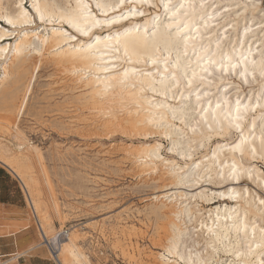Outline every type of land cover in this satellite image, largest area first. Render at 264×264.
<instances>
[{
  "label": "bare ground",
  "instance_id": "bare-ground-1",
  "mask_svg": "<svg viewBox=\"0 0 264 264\" xmlns=\"http://www.w3.org/2000/svg\"><path fill=\"white\" fill-rule=\"evenodd\" d=\"M28 1L34 14V5L36 3L47 5L46 19L51 26L46 27V24L41 31L32 28L24 29L21 33L18 31L17 37L13 42L9 43L1 41L11 34L4 27L0 26V41L3 43H0V86L5 79L18 78L21 75V71L24 69V57L27 53L32 52L42 55L43 51L49 50V61L67 67V70L74 75V77H71V86L80 90L83 108L88 109L90 112H100L102 113L101 115L103 113L109 114L108 117L101 119L98 123L94 122L86 126L88 131L93 128L94 130H99V128L105 130L115 125V127L127 132L129 131L130 133L137 132L142 135L149 134V136L151 133H159L160 135L169 137L171 142L170 149L172 151L177 149L174 143L177 138L172 137L170 139V136L177 129L183 132L181 127L175 125V121L183 119L180 109L189 103V99L192 105L200 107V103L196 100L195 95L189 98L188 94L184 93V98L175 102L174 99L177 96L173 98L169 94L168 98H172L173 102L165 101V85L160 83L161 78L158 75L153 73V75L141 76L132 71L133 67L136 68L133 65L137 62L136 56H133L129 61L133 64H123L129 70V76L131 77L126 80L122 72L119 76L108 75L102 69L92 66L91 62L77 59L78 53L72 50L71 45L74 44L78 49L81 44H84L88 40L80 38H77L76 41L67 40L65 38L67 30L62 28V24L75 13H82V10L77 8V5L88 4V0H64L63 2H57L56 0ZM131 1H135L137 4L141 3V0H130V5L135 7H138V5ZM23 2L24 0H13L15 8L11 10L4 4L3 0H0V19H3L6 23L11 20L12 24L8 23L11 26L28 24L25 21L32 20V14L23 5ZM96 2L97 0H93L94 5ZM100 3L111 6L99 10L101 13H107L110 10H114L112 12L119 10L120 12L121 9H124V13L128 14L129 10L127 6L125 4L120 5V0H100ZM168 3L169 0L163 3V5ZM174 4L176 8L167 13L170 18L174 19L168 20L167 23H171L172 27L182 25V32H189V29L191 31L186 38L187 45L185 46L184 41H180L178 49H173L169 56L170 60L174 61L176 65L172 69H169L171 73L179 74L184 71L185 66H188L189 77L191 78L196 61L211 49L212 59L219 60L223 57L226 64L228 61H231V64L236 65L235 69L229 66V70L237 73L233 76L237 80L239 79L240 83L244 80L243 73L245 68L247 67L250 70L254 64L259 66L261 60L264 59V6L262 0H174ZM118 5L119 7H117ZM137 17L129 16V19L126 21L128 25L126 26L123 20L116 25H105L103 28L111 32L109 31L104 36H93V40L100 39L98 58L99 55L103 54L109 35L115 36L117 31L122 33L132 30V38L135 39V29L137 26L139 27L140 35L143 36L145 30L150 32L157 22L153 17L151 21L144 19L142 23H136L134 21H136L135 18ZM37 19L40 20L39 18ZM102 19L93 13V11L92 17L81 14L78 22L79 27L87 28L89 35H92L96 33L92 32L97 27L95 26V20ZM54 24L57 26H54ZM180 31L178 30V32L173 33V37L180 34ZM46 38L47 44L45 43ZM155 39L162 41L164 38L158 33ZM22 43L35 45L36 47L31 50L24 48L22 51H18ZM110 43L114 46L117 42L112 40ZM185 53L188 54L190 59H185ZM121 54L124 57L123 47H121L119 57L115 60L116 63L120 60L122 61V59L125 60ZM150 54L154 56L160 55V53L154 51H150ZM164 55L168 54L164 53ZM142 61H144L143 58L139 62ZM207 66V63H205L199 67H195L196 77L201 75L200 68ZM38 67L39 65H36L34 70ZM160 67L163 70L164 64L161 63ZM217 68H219V65H217ZM247 79L251 86L247 89L248 94L244 95L245 97L241 96L240 93L225 97L223 90H221L219 99L231 104V116L235 121L237 116L236 102L237 98H239V114L241 116L240 123L243 128V134L244 136H248L249 132L255 128V141L257 148H259L260 131L264 128V76L258 70L254 74L249 71ZM153 81H155V84H153ZM29 85L30 81L24 89L20 106L17 108L18 113L25 107L27 94L31 89ZM145 88L149 89L151 93H155V95L163 96V99L161 97L153 100V95L143 93L145 92ZM216 99L212 101L213 113H220V118L222 119L228 111V105L225 104L224 111L221 113L220 109L216 108ZM202 100L205 101L204 106L207 107L208 98ZM161 102L165 104V107H160ZM173 108L176 109L175 113L171 111ZM118 111L123 112H121V115H117ZM174 115L178 118L174 119ZM156 125L163 126L156 127ZM216 127L219 128V123L216 124ZM126 131L123 132L126 133ZM225 131H227L226 128ZM189 132L192 135L191 128ZM109 133H112V131ZM140 134L138 135L141 136ZM232 134L235 136L239 133L233 129ZM146 137L144 136V138ZM212 137H219V135L217 132H213L201 138L197 134L192 140L186 139L183 150L179 149V151H175L179 152L180 155L187 153V156L191 159L192 151L189 152V141L198 139L210 142ZM249 138L251 139V137ZM155 142L146 145L144 143V146L140 145L138 149H136L137 146L133 147L132 145L136 149L135 151H132L134 150L133 148H129L132 149L131 151L126 150V147L123 148L128 155H133L132 153H134V157L138 160L136 161L138 162L139 170L152 171L154 179L158 180L163 188L153 195L155 204L149 208V212L163 220L162 225L164 230L162 231H164V238H160V240L164 242L162 244V252H151L149 250L151 252L147 259L149 264H174L176 259L181 258L177 255L178 240L184 232L183 226L181 227L183 222L181 215L188 216L193 211L191 210V206L185 202L187 198L195 202L194 207L198 206V202L210 205L216 201H220L216 206L203 209V215L202 213L198 215L202 216L200 222L192 228V231L204 243L201 251H198V248H194L192 252V258L196 259L198 264L202 259L215 261L216 264H231L233 260L237 259V255L232 251L233 248L239 249L242 253L240 257L241 264H262L264 262V258H262L264 256V231L261 230V226L264 225V208L259 206V201L262 198V194H264V172L257 164L260 162L264 163V156L258 151L255 157L245 153L241 159L239 152L233 154L228 145L221 141L214 144L211 155H208L207 159H200L199 162L196 160V162H190V167L185 168L174 164L172 159V161L168 162L164 158H161L162 156L160 157L159 153L161 143ZM31 148L33 149V147ZM221 148H223V151H221ZM35 157L39 161L37 153ZM0 163L11 170L21 183L25 185L32 197L35 196L36 180L31 170V156L23 153L10 155L8 154V150L0 145ZM233 165L237 169L236 174L230 171ZM189 168H191L195 175L191 177L190 182H187L186 180H182L181 176L188 172ZM197 168L199 169L197 170ZM243 178H248L254 186L240 185L238 181ZM200 182H205V185H200L196 192H190L191 187H195L196 185L195 188L197 189V185ZM206 182L214 184V187H207L208 183L206 184ZM185 185L190 187L186 192L181 189V186L184 188L186 187ZM168 186L176 191H165L164 188ZM245 209L247 210V215H245ZM196 210L198 209L196 208ZM193 213L195 212L193 211ZM195 215L191 218L196 219ZM253 225H255L254 228ZM245 231L247 232L246 237L244 235ZM63 245L64 251L70 258V262L81 264L83 253L78 251L77 245L72 240H69V237L61 243L59 251H61ZM220 253L226 255L229 253L231 255V259L228 260L229 262H225L226 259H220ZM182 254L183 258H189V252L187 254L183 252ZM168 255L174 256L176 259H170Z\"/></svg>",
  "mask_w": 264,
  "mask_h": 264
},
{
  "label": "rangeland",
  "instance_id": "rangeland-1",
  "mask_svg": "<svg viewBox=\"0 0 264 264\" xmlns=\"http://www.w3.org/2000/svg\"><path fill=\"white\" fill-rule=\"evenodd\" d=\"M56 1L63 2L64 0ZM166 1L150 0V3L156 4L158 7L149 8L145 5L144 16H138L134 22L142 23L144 19L151 21L153 17L156 20L158 17H164L165 8L162 5ZM3 2L11 10L15 8L13 0H3ZM131 2L137 4L135 1ZM169 2L174 4V0H169ZM262 3L264 6V0ZM23 5L30 11L33 19L35 14L29 1L24 0ZM128 5H130V0H126L127 9ZM137 5L140 6V4ZM91 7L93 13L100 18L124 12V9H121L120 12L119 10L116 12L110 10L107 13H101L95 9L93 0H91ZM167 17H169L168 14ZM124 22L125 26L128 25L126 21ZM44 25L51 26L48 22L42 23L37 18L34 23L19 26H11L0 19V26L11 34L1 41L3 43L13 42L18 31L21 33L24 29L31 28L41 31L45 27ZM62 25V28L67 30L66 34L89 40L88 37L81 35L67 23ZM54 26L57 25L54 24ZM105 29L96 27L92 32H96L95 36H104L110 31ZM1 41L0 43H2ZM121 56L123 57L122 54ZM48 57L49 50L43 51L42 55L27 53L24 57V69L21 71V75L18 78L5 79L0 86V145L6 148L10 155L23 153L31 156V170L36 180L35 196L32 197L29 194L25 185L7 166L2 163L0 165L6 167L9 173L18 180L20 186L25 191L27 190L30 213L35 218V224L37 222L36 225H40L46 237L51 238L60 229H68L67 237L78 246H76L78 251L83 253L81 264H149L147 260L149 254L156 251L162 252L164 242L160 240V238H164L163 220L149 212V208L155 204L153 195L163 188L162 184L154 179L152 171L139 170L135 154L128 155L126 150L131 151L132 149L129 148L134 146H137L136 149H138L140 145L144 146V143L146 145L156 141L155 143H161L159 150L161 158L168 162L173 160L174 164L186 168L190 167L189 164L192 162L207 159L219 137H212L210 142L198 139L189 141L191 146L188 145L189 152L192 151L191 160L187 155L177 154L178 152L175 150L179 151L178 148L170 151L169 137L159 133H151L150 136L137 132L130 133L115 127V125H111L112 128H107L112 133H109L107 129H105L106 132L100 128L88 131L86 126L94 122L98 123L109 114L103 113V116L100 112H90L83 108L80 90L71 86V77L74 75L67 70V67L50 62ZM124 61L122 59L117 64L123 65L126 63ZM127 63L133 64L129 61ZM36 65L39 67L34 70ZM133 65L136 68L150 69L152 73H156V69L150 62L147 65L144 61L135 62ZM29 81L31 89L27 94L25 107L18 113L17 108L20 106L24 89ZM230 81L233 84L239 83V79L237 80L234 76ZM216 83H220V81L217 80ZM240 83L243 84V82ZM249 86H251L250 83L243 84L239 89L241 92H236L233 89L231 95L240 93L245 97L248 94ZM212 87L214 93L215 84ZM146 89L143 93L153 95V100L161 97L163 99V96L155 95ZM182 91L187 93V89H182ZM193 95L195 94L193 93ZM176 96L175 102L184 98L180 92L176 93ZM206 98L208 97L202 96L201 100ZM215 99L216 97L213 96L212 101ZM167 100L173 102L172 98H167ZM121 112L123 111H118L116 114L121 115ZM175 125L183 129L182 119L176 120ZM189 130L190 128L184 133L185 138L187 135V137L191 136ZM144 136L147 137L144 138ZM123 148L126 150L124 151ZM36 153L39 155V161L35 157ZM257 165L264 172V163L260 162ZM238 182L240 185L254 186L248 178H243ZM204 183L200 182L197 189L196 185L192 186L190 192H196L200 185H205ZM207 183V187H214V184ZM183 186L181 189L185 192L190 188L186 185L183 188ZM164 189L170 192L175 190L170 186ZM185 202L195 212L191 211L192 214L188 216L194 217L196 214V219H189L188 216L181 215V219H183L181 227L183 226L184 232L179 237L180 241L178 240V252L187 254L189 247L194 246L191 244L193 240L201 245L198 249L196 248L198 251L203 249V241L192 231V228L198 225L201 220L202 216L198 215L200 213L203 215V209L216 206L220 201L210 205L198 202L199 207H194L195 202L192 199L187 198ZM38 238L39 241L42 240L39 231ZM219 255L220 259H226L225 262H229L228 260L231 259L229 253L227 255L220 253ZM58 256L62 264H74L70 262L69 256L64 251V245ZM168 257L175 258L170 255ZM83 260L84 262H82Z\"/></svg>",
  "mask_w": 264,
  "mask_h": 264
},
{
  "label": "snow or ice",
  "instance_id": "snow-or-ice-1",
  "mask_svg": "<svg viewBox=\"0 0 264 264\" xmlns=\"http://www.w3.org/2000/svg\"><path fill=\"white\" fill-rule=\"evenodd\" d=\"M125 0H120V5H124ZM147 5L149 8H157L158 5L152 4L149 0H141L140 6L135 7L133 5H128V14H125L121 11L118 14H113L111 17L105 15L102 20H95V26L97 27H104L105 25H116L120 21H127L129 16H144L143 8ZM165 8V16L158 17L157 22L149 32L145 30L143 36L140 35L139 27L135 29L136 38H132V30H128L125 32L117 31L115 36L109 35L107 38V42L105 43V47L103 50V54L99 55L100 52L99 44L100 39L93 40V36L95 34L89 35V30L87 28L79 27V16L81 14H86L87 17H92V7H91V0H89L88 4H80L77 5V8L82 10V13H75L74 15L67 18L64 23H67L71 27H74L77 32L81 35L88 36L89 40L84 44H81L80 47L77 49L76 46L73 44L71 45L72 50L76 53L77 59H81L85 62H91L92 66L96 68L102 69L108 75L119 76L120 73H123V76L126 79H130L129 70L124 67V65H118L115 60L119 57L121 47H123V54L126 63L132 59L133 56H136L137 63H139L140 59L143 58L145 65L151 62L153 68L156 69V75H158L160 79V83L164 84V97L165 101L167 100L169 94L173 98H175L176 93L180 92L181 96H184V92L182 89H187L188 97L190 98L193 93H195L196 100L199 101L200 107H196L192 105L191 100L189 99V103L185 105L183 108L180 109V114L182 119L183 125V132L180 129H177L175 132L172 133L170 139L172 137H176L177 139L174 141L175 146L183 150L184 144L187 140H192L196 137L197 134L203 138L204 135H210L213 132H217L219 135V140L217 141L220 143L221 141L226 143L228 147L231 149L233 154L239 152L241 159L245 155V153L251 154L253 157L256 156L257 152L259 151L262 156H264V128L260 131V145L259 148L256 146L255 141V128L251 132H249L248 136H244L243 128L241 127V116L239 114L240 109V100L237 98L236 102V111L237 116L235 121L232 119V106L229 102L223 101L219 99L221 94V90H223V95L228 97L231 95V90L235 89L237 92L243 86V84L250 83L247 79L249 71L253 74L260 72L262 76H264V59L261 60L259 66H254L252 69L245 68L243 73L244 80L243 84L236 83L233 84L230 82L231 77L236 75L237 73L232 72L229 70V66L233 69L236 68V65L231 64V61H228L227 64L225 59L221 57L219 60L212 59L211 49H209L203 57H200L196 61V65L193 66L192 76L189 77V68L185 66L183 72L179 74H173L169 71L170 68L175 67L174 61L170 60L168 57L171 55L173 49H178L180 41H184L185 46L187 45V36L189 32H182V25H176V27H172L171 23H167L168 20H173L174 18L167 17V13L171 12L173 9L176 8L175 4H164L162 5ZM111 7L110 5H104L100 3V0H97L95 4L96 10H102L105 8ZM119 7V5L117 6ZM183 7V5H181ZM35 8V15L33 16L32 20H26V23H34L36 18H39L42 23H47L48 20L46 19V10L47 5H42L41 3H36L34 5ZM9 24H12V21H8ZM161 30H163L161 32ZM180 31V34L173 37V33ZM160 33L163 36L162 41H158L155 39L156 35ZM69 41H76L77 36L72 34H67L65 37ZM115 40L117 43L112 46L111 41ZM47 44V38L45 40ZM36 47L35 45H26L21 44V47L18 51H22L24 48H28L31 50L32 48ZM150 51L158 52L160 55L154 56L150 54ZM167 53L168 55H164ZM185 59H190L187 53H185ZM161 63L164 64L163 70H161ZM207 63V67L200 68L201 75L197 78L195 67H199L203 64ZM219 65V68H217ZM132 71L134 73H138L141 76H149L153 75L150 69H140L133 67ZM219 80L220 83H216ZM123 83V81H122ZM155 84V81H153ZM215 84V92H212V86ZM174 89V90H173ZM154 90V88H153ZM205 96L208 97L207 104L208 106L205 107V101L201 100V97ZM217 97L216 99V108L220 109V112L223 113L225 104L228 105V111L220 118V113H213L212 108V97ZM160 107H165L163 102L160 103ZM173 113L176 112V109H171ZM174 115V119H176ZM195 121V124L193 122ZM219 123V128L216 127V124ZM163 125H156V127H162ZM188 128L192 129V135L190 137L185 138L184 133L187 132ZM225 128L227 131H225ZM233 129H235L239 134L233 136ZM251 137V139L249 138ZM199 143V141H197ZM203 147V145H201ZM171 150V149H170ZM223 151V148H221ZM179 154V152L177 153ZM187 155V153H185ZM223 163V161H221ZM230 171L233 174L237 173L236 167L233 165L230 168ZM195 173L192 172L191 168L189 171L184 173L181 176L182 180H186L187 182L191 181V177L194 176ZM259 206L264 208V194H262V198L259 201ZM245 215H247V210L245 209ZM191 219V217H189ZM255 225H253V228ZM261 230L264 231V225L261 226ZM245 237L247 236V232L244 233ZM195 248L201 247L195 240L191 242ZM194 251L193 247H189V258H183L182 253H177V255L181 258L175 260L174 264H198V261L192 258V252ZM233 253L237 255V259L233 260L231 264H241V255L239 249L233 248ZM199 264H216L215 261H208L206 259H202L199 261ZM264 264V262H262Z\"/></svg>",
  "mask_w": 264,
  "mask_h": 264
},
{
  "label": "crops",
  "instance_id": "crops-1",
  "mask_svg": "<svg viewBox=\"0 0 264 264\" xmlns=\"http://www.w3.org/2000/svg\"><path fill=\"white\" fill-rule=\"evenodd\" d=\"M27 200L18 180L0 165V264H62L39 241Z\"/></svg>",
  "mask_w": 264,
  "mask_h": 264
},
{
  "label": "built area",
  "instance_id": "built-area-1",
  "mask_svg": "<svg viewBox=\"0 0 264 264\" xmlns=\"http://www.w3.org/2000/svg\"><path fill=\"white\" fill-rule=\"evenodd\" d=\"M38 230L41 236V244H43L49 251L51 258L56 261V262H60L59 258H58V254H59V249H60V245L63 241H65V239L68 236V229H60L58 230L54 236H52L51 238H47L44 236L43 231L40 227V225H38Z\"/></svg>",
  "mask_w": 264,
  "mask_h": 264
}]
</instances>
